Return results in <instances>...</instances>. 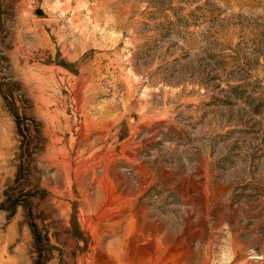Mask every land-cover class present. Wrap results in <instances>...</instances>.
<instances>
[{"label": "rangeland", "instance_id": "1", "mask_svg": "<svg viewBox=\"0 0 264 264\" xmlns=\"http://www.w3.org/2000/svg\"><path fill=\"white\" fill-rule=\"evenodd\" d=\"M0 264H264V0H0Z\"/></svg>", "mask_w": 264, "mask_h": 264}]
</instances>
